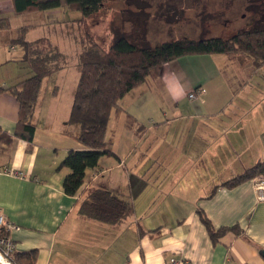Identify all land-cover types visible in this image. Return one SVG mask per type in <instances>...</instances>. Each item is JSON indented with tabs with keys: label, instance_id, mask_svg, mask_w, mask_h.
Instances as JSON below:
<instances>
[{
	"label": "crops",
	"instance_id": "1",
	"mask_svg": "<svg viewBox=\"0 0 264 264\" xmlns=\"http://www.w3.org/2000/svg\"><path fill=\"white\" fill-rule=\"evenodd\" d=\"M58 9L16 14L12 0H0V86L25 77L21 50L7 46L19 28L33 40L46 36L39 28L81 24V17L58 19ZM64 70L43 79L51 78L54 91L45 106L37 99L32 143L14 139L0 151V168L22 173H0V212L16 226L6 232L15 253L36 250L33 264H264V200L253 179L220 186L264 161V66H239L226 54L164 63L158 81L148 77L131 89L110 116L106 136L123 183L104 176L103 156L73 196L63 191L68 170L58 165L68 149L83 146L59 106L56 83ZM198 88L205 91L189 99ZM51 107L53 122L45 125L42 115ZM17 112L13 94L1 93V130L13 132ZM126 115L136 119L132 128ZM96 186L131 198L133 215L117 224L81 216L79 199ZM197 208L215 229L238 226L239 234L228 231L212 242Z\"/></svg>",
	"mask_w": 264,
	"mask_h": 264
},
{
	"label": "trees",
	"instance_id": "2",
	"mask_svg": "<svg viewBox=\"0 0 264 264\" xmlns=\"http://www.w3.org/2000/svg\"><path fill=\"white\" fill-rule=\"evenodd\" d=\"M105 1L12 0V3L16 14L63 8L79 11L82 21L103 8ZM3 21L7 28L8 21ZM26 30L25 27L19 28L7 41V46L13 45L21 50L18 62L26 73L17 83L7 88L0 86V94L9 91L18 105L13 132L7 133L0 129V151L8 148L14 139L32 143L35 126L31 123V118L42 81L45 77L66 68L70 60V55L61 51L58 45L46 36L28 40ZM135 34L133 36L115 32L106 46L100 44L89 32H81L75 40L78 45L74 56L77 61L78 79L66 124L76 125V140L83 148L68 149L58 165V168L68 170L62 183L63 191L68 196L77 193L84 183L86 170L94 169L101 157L115 156L111 150V140L106 134L112 112L121 111L119 100L131 89L144 83L148 77L158 81L159 70L164 63L184 55H229L240 51L250 55L256 67L264 66V27L258 24L229 38H180L153 46L146 42L142 33ZM135 123V118L126 115V127L132 128ZM259 175L264 176V161L256 162L220 186L234 187ZM196 211L212 242L228 231L239 234L238 226L215 229L201 209L197 208ZM78 213L98 222L117 224L133 215L134 206L131 198L123 197L106 187L96 186L79 199ZM0 235L7 236V233L0 230ZM35 257L36 250L12 254L14 264H33ZM21 258H24L23 263Z\"/></svg>",
	"mask_w": 264,
	"mask_h": 264
},
{
	"label": "rangeland",
	"instance_id": "3",
	"mask_svg": "<svg viewBox=\"0 0 264 264\" xmlns=\"http://www.w3.org/2000/svg\"><path fill=\"white\" fill-rule=\"evenodd\" d=\"M53 15L65 21L81 17L79 11H63V8L53 11ZM256 24L264 27V0H106L103 8L83 19L81 24L77 21L74 24L65 22L50 28H39L38 31L39 35L50 37L59 44L61 51L70 55L68 66L59 74L56 83L59 106L64 111L63 121H67L72 102V89L75 88L78 79L74 55L78 51L75 40L80 36L81 29L82 34L89 32L105 46L115 32L133 36L135 33H142L146 42L153 46L180 38L199 39L214 36L229 38L251 29ZM228 56L239 66L246 63L255 65L253 58L244 52L237 51ZM47 81L44 80L41 86L38 107L43 104L45 106L47 101L45 97L54 91L51 78ZM52 112L51 107L42 115V118L44 115L47 118L45 125L53 122ZM102 163H106L103 167L109 169L104 174L106 178L110 176L120 184L123 183L120 169L115 168L113 157H103Z\"/></svg>",
	"mask_w": 264,
	"mask_h": 264
},
{
	"label": "built area",
	"instance_id": "4",
	"mask_svg": "<svg viewBox=\"0 0 264 264\" xmlns=\"http://www.w3.org/2000/svg\"><path fill=\"white\" fill-rule=\"evenodd\" d=\"M205 91L203 88L193 89L188 94V98H194L199 92ZM0 173H8L15 176H22L21 172L0 168ZM254 188L257 193L258 200H264V176L259 175L253 179ZM16 226L9 221L3 213L0 212V230L8 232ZM14 252V242L4 235H0V264H14L12 254Z\"/></svg>",
	"mask_w": 264,
	"mask_h": 264
}]
</instances>
